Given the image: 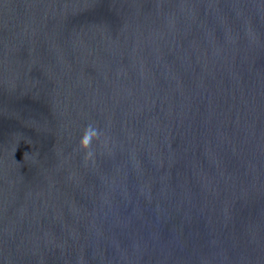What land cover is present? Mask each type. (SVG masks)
<instances>
[{
  "label": "water",
  "instance_id": "obj_1",
  "mask_svg": "<svg viewBox=\"0 0 264 264\" xmlns=\"http://www.w3.org/2000/svg\"><path fill=\"white\" fill-rule=\"evenodd\" d=\"M0 264H264V0H0Z\"/></svg>",
  "mask_w": 264,
  "mask_h": 264
}]
</instances>
